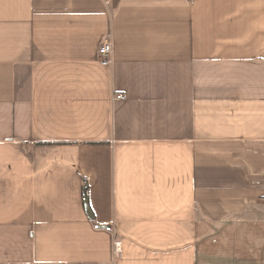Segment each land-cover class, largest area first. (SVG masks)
Listing matches in <instances>:
<instances>
[{
	"label": "crops",
	"instance_id": "obj_1",
	"mask_svg": "<svg viewBox=\"0 0 264 264\" xmlns=\"http://www.w3.org/2000/svg\"><path fill=\"white\" fill-rule=\"evenodd\" d=\"M0 264H264V0H0Z\"/></svg>",
	"mask_w": 264,
	"mask_h": 264
},
{
	"label": "built area",
	"instance_id": "obj_2",
	"mask_svg": "<svg viewBox=\"0 0 264 264\" xmlns=\"http://www.w3.org/2000/svg\"><path fill=\"white\" fill-rule=\"evenodd\" d=\"M98 58L100 59L101 63L103 65H107L110 63V56L112 54V44L109 39H103L101 42L100 46L98 47ZM124 95L123 94H117L115 95L114 99L115 100H124ZM113 250H114V255L115 257H119L121 254V243L120 241L116 240L113 242Z\"/></svg>",
	"mask_w": 264,
	"mask_h": 264
},
{
	"label": "water",
	"instance_id": "obj_3",
	"mask_svg": "<svg viewBox=\"0 0 264 264\" xmlns=\"http://www.w3.org/2000/svg\"><path fill=\"white\" fill-rule=\"evenodd\" d=\"M84 201H85V202H84V205H85V212H86V215H87V217H88L90 220H92L93 217H92V213H91V211H90V209H89V207H88L87 199L85 198Z\"/></svg>",
	"mask_w": 264,
	"mask_h": 264
}]
</instances>
